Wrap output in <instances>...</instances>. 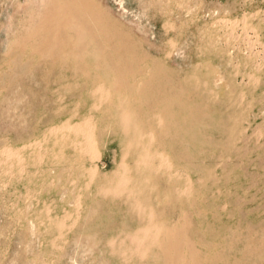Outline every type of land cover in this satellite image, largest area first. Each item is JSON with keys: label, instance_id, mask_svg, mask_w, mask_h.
I'll return each instance as SVG.
<instances>
[{"label": "rangeland", "instance_id": "rangeland-1", "mask_svg": "<svg viewBox=\"0 0 264 264\" xmlns=\"http://www.w3.org/2000/svg\"><path fill=\"white\" fill-rule=\"evenodd\" d=\"M0 264H264V0H0Z\"/></svg>", "mask_w": 264, "mask_h": 264}]
</instances>
